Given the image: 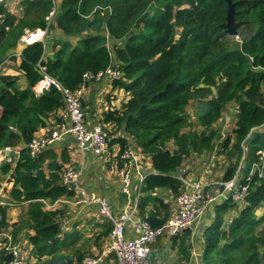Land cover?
Segmentation results:
<instances>
[{
  "label": "trees",
  "instance_id": "16d2710c",
  "mask_svg": "<svg viewBox=\"0 0 264 264\" xmlns=\"http://www.w3.org/2000/svg\"><path fill=\"white\" fill-rule=\"evenodd\" d=\"M232 1L237 3L236 21L243 22L237 43L230 42L222 28L228 9L224 0H22L21 17L3 6L0 57L17 49L26 29L45 31L56 26L65 39L53 43L55 53L47 60L44 43L32 41L24 48L20 70L27 87L21 88L16 77H1L0 150L19 143L26 146L50 115L63 107V95L54 86L39 96L34 93L45 75L75 91L85 73L114 64L123 78L113 86L131 98L122 111L105 113L102 122L116 123L123 133L110 145L119 144L122 153L134 140L152 160L157 173L145 179L147 196L140 206L153 202L166 207L164 218L148 220L154 227L169 219V209L152 193L161 189L177 196L181 192V183L173 178L177 169L196 156L218 152L217 123L231 105L238 106L235 126L221 146L227 149L234 136L237 159L223 180L232 179L241 162L247 177L264 154V0ZM54 10L52 25L46 19ZM75 38L74 44L70 40ZM193 101L205 107L196 121L187 111ZM67 162L65 148L60 153L46 149L32 158L24 147L12 175V200L28 204L27 219L13 224V244L24 230H31L27 239L38 264H57L58 253L73 244L61 239L64 211L45 210V203L73 196L60 184ZM11 169L6 163L0 167L3 174ZM244 203L227 226L225 215L236 204L225 201L213 208L215 218L203 233L202 264H264L259 250L264 245V211L258 217L264 204V177H252ZM7 227V208L0 206V228ZM185 234L191 240L192 231ZM9 260L10 255L1 250L0 264ZM76 260L81 264L82 256Z\"/></svg>",
  "mask_w": 264,
  "mask_h": 264
},
{
  "label": "built area",
  "instance_id": "2783aa9c",
  "mask_svg": "<svg viewBox=\"0 0 264 264\" xmlns=\"http://www.w3.org/2000/svg\"><path fill=\"white\" fill-rule=\"evenodd\" d=\"M9 3V0H0V10ZM54 12V11H53ZM53 12L50 18H53ZM48 18V17H47ZM5 21L4 15L0 16V24ZM33 33L26 32L23 41L26 46L29 45V38ZM40 40V39H39ZM38 40V41H39ZM41 67V66H40ZM45 71V67H41ZM123 78V73L118 67L110 66L107 70L92 73L87 72L83 75L82 83L73 91L64 87L56 79L45 75V79L37 86L40 91L49 90L54 86L63 95V107L58 110V115L53 119V127L48 133H35L32 140L26 145L32 158H37L43 151L53 147L61 140H73L76 148L81 152L91 149V152L98 158L108 161L111 155L110 140L102 123V116L95 117V122L87 119V114L83 109L82 102L85 100L86 90L90 83L101 82L108 79L114 83ZM110 108H108L109 110ZM107 110V111H108ZM111 110V109H110ZM56 113V112H55ZM90 143L87 147L86 144ZM135 144L129 142L123 152L119 151V157L122 161V167L119 170V176L122 183V193L132 196V168L136 164ZM119 150L120 147H119ZM21 158V150H15L14 147H5L0 150V167L6 163L12 165L6 180L1 188L7 189L8 185H14L12 177L14 168ZM207 170V169H206ZM243 167L239 166L235 176L223 181L220 187L213 192L207 191L210 185L205 178L195 179L190 167L183 165L173 174V178L181 183V192L175 197L176 209L170 219L158 227H154L148 220H138L136 215L139 211L137 201H131L124 208L119 217H114L110 205L106 199L100 198L95 192L88 191L81 184L82 170L75 168H66L60 175V184L68 193L82 196L79 203L100 205L99 215L114 222V228L109 235L108 243L104 248V253H114L117 264H143L151 254L152 246L161 238H174L179 236L184 230L192 228L200 221H203L209 210L218 203L231 201L236 205L245 202L249 185L252 177L258 175L264 177V154L259 157L252 165L249 175L246 177L241 171ZM140 174V171H136ZM144 178H140L142 184ZM140 193H138V197ZM61 199L56 200L58 203ZM66 227L62 225V230ZM131 227V228H129ZM127 229L134 236L127 237ZM6 241L1 243V250H5L10 255V260L6 264H27V257L20 244H13L10 235L5 236ZM101 259L87 257L83 264H99Z\"/></svg>",
  "mask_w": 264,
  "mask_h": 264
},
{
  "label": "crops",
  "instance_id": "0c3cea01",
  "mask_svg": "<svg viewBox=\"0 0 264 264\" xmlns=\"http://www.w3.org/2000/svg\"><path fill=\"white\" fill-rule=\"evenodd\" d=\"M60 1V0H59ZM16 9V12L14 10ZM18 9H21L18 6H12L9 8V11L15 15H18ZM36 34H32V37L28 40L29 44L36 39ZM53 44V43H52ZM53 46V45H52ZM21 45H18L17 49L14 51L16 58V63H13L12 66L21 64V55L24 48ZM21 49V50H20ZM47 52V50H46ZM49 56L45 53V58L52 57L54 54V49L51 47L49 51ZM9 63V62H8ZM11 64V63H10ZM0 66V78L9 76L5 71L6 69ZM16 67L17 71H21ZM9 71H14L9 67ZM16 72V71H14ZM16 72L14 75H19L22 81L24 75ZM22 75V76H21ZM11 76V75H10ZM16 76V77H17ZM21 83V82H20ZM25 83L23 86H25ZM88 93L86 92L85 100L83 106L87 114V119L90 122H95V117L99 114L104 117L105 113L110 111H122L123 107L130 99V93L125 91L122 88H116L113 86V83L109 84L107 81L101 82H92L87 88ZM108 108H110L108 110ZM108 110V111H107ZM2 114V108L0 107V116ZM58 111L52 115L47 121V124L44 128H41L38 131V134L48 133L49 130L53 127V119L57 117ZM105 126V131L110 134L111 140L119 138L123 135L121 129L116 123H103ZM71 141L65 145L54 147L58 153L62 149H66L69 157V162L64 165L66 168H75L77 170H82L81 175V184L90 192H95L96 194L105 197L109 200L111 204L112 211L114 214L119 215L122 210L126 207L128 199L122 193V183L119 176V170L122 167V161L119 155V144H112L111 147V157L108 161L102 160L96 157L91 149H88L85 152L78 150L71 139L65 141ZM110 140V139H109ZM132 142V141H130ZM111 144V143H110ZM132 144H134L132 142ZM136 153V164L132 168V198L131 203L134 202V199L137 201L138 213L136 215L138 220H149L150 218L162 219L166 216V207L161 206L158 203L149 202L140 206V200L144 199L147 194L143 191V185L145 179L151 175L156 174V170L152 164V160L145 156L140 149L135 148ZM199 159L198 156L194 159L189 160L188 162H194ZM187 164L195 179H200L205 173V169L200 172L199 168H193L191 164ZM137 170L140 171V174H137ZM1 172V171H0ZM0 173V206L7 208L8 222L9 227L0 230V251H1V242L5 236L12 234L14 229L13 224L25 221L27 219V203H15L11 196L10 191L13 186L7 189L1 188L6 179L5 176H1ZM206 181L210 182L212 180V171L207 169V174L204 175ZM143 177L144 181L141 184L140 178ZM138 193L140 196L138 197ZM152 195L159 197L163 200L165 205L169 209V219L175 212L176 205L175 200L171 191L158 189ZM68 197V196H67ZM63 197L59 202L56 209L60 208L64 211V216L61 218V223L64 222L66 227L62 231V240H67V242H72L73 244L69 249H63L58 253L57 264H69V260L73 264H77L76 257L80 254L84 260L87 257L101 259L99 264H116L115 256L112 253H104V248L109 240L110 235V222L106 218L99 215V209L97 206H79L76 204L78 199L71 197ZM176 197V196H175ZM55 209V210H56ZM45 210H52L45 206ZM209 213V212H208ZM207 213V215H208ZM24 214V216H23ZM207 215L203 219L206 223L208 221ZM25 218V220L21 219ZM201 225H204L205 223ZM199 225L195 230L191 240L189 234L177 237V239H160L153 246L151 254L148 259L143 264H202V244H203V226ZM207 227V225H206ZM206 227L204 229H206ZM131 228V227H129ZM33 234L31 230H24L18 237V242L23 247V250L27 257V262L32 264H38L37 260L32 254V246L27 239V234ZM66 235V236H64ZM130 235L134 236L132 230H130ZM62 256L65 257L62 258ZM32 259V262L30 261ZM45 258H43L44 261ZM49 259V258H48ZM83 260L81 264H83Z\"/></svg>",
  "mask_w": 264,
  "mask_h": 264
},
{
  "label": "rangeland",
  "instance_id": "374dc122",
  "mask_svg": "<svg viewBox=\"0 0 264 264\" xmlns=\"http://www.w3.org/2000/svg\"><path fill=\"white\" fill-rule=\"evenodd\" d=\"M21 1L22 0H9V3L6 5V7L9 9L10 7L12 6H18L20 7L21 9H18V15H16L17 17H21L22 14H23V7L21 5ZM57 3H59V0H56ZM20 3V4H19ZM14 12H16V9L14 10ZM11 13V12H10ZM54 13H55V10L53 12V17H54ZM13 14V13H12ZM16 14V13H15ZM50 16L46 19L47 22H50V23H53L52 25H54V21L53 19H49ZM56 27V26H55ZM55 27H51V28H47L45 31L41 30V29H36V30H29V29H26L25 30V33H24V36L26 35V32H30V33H34L35 31H42L43 33L40 34V35H37V36H41L40 40L39 41H36V42H42L44 43V46L47 50L46 52V57L47 55L49 56V51L51 50V47H53L52 43H54L55 41H59L60 39H65V37L63 36L62 32L60 30H58L57 28ZM241 29V27H240ZM240 29L238 31V35H235V36H229L227 35V39L231 42V41H234V42H241V35H240ZM178 32H181V29H178ZM247 34H250L249 32H246ZM23 38H21V40L19 41V45H21V47H26V43H24L23 41ZM71 42H73L74 44L77 42V38L75 39H71L70 40ZM35 43V42H34ZM32 44V43H31ZM22 48V49H23ZM16 50V49H15ZM21 50V49H20ZM110 50H112V46H110ZM55 53V51H54ZM14 51L13 52H10L8 55H7V59L6 61L2 64L4 65L3 67L6 69L5 71L8 73V75L10 77H16L17 75H14L16 72H19L17 71L16 67L18 68V64H15L14 66H12L13 63H16V60L18 58L15 57L14 55ZM20 55L22 53H19ZM54 55V54H53ZM47 60V58H45ZM9 62V63H8ZM11 63V64H10ZM11 69H14V71H9L10 68ZM19 70H20V66H19ZM20 74H23L22 71L19 72ZM24 75V74H23ZM22 76V75H21ZM16 78H18L17 82L20 84L21 88H25L27 87L25 81H22L21 80V77L18 75ZM2 78H0L1 80ZM25 79V78H24ZM45 79V78H44ZM101 81H107L109 84L111 83L112 84V81H109L108 79H104V80H101ZM25 83V86H23V84L21 83ZM62 84V83H61ZM50 90V89H49ZM34 93L39 96L41 94H43L44 92H46V90H43V92L40 91V88H37L36 87L33 89ZM48 91V90H47ZM86 92L88 93V91L86 90ZM130 98H131V95H130ZM205 107L202 103L198 102V101H193L191 102V104L189 105V107L187 108V111L189 114H191V118L192 120L196 121V118L198 120V113L204 111ZM238 112V106L237 105H231L229 108H228V111L227 112H224L222 118L220 119V121L217 123L220 127V131H221V137L219 139V145H218V152L217 150H215L211 156H202V157H199V159L201 160H196L194 162H185L184 165H187L188 163L191 164V166L193 168H196L201 171H203V169H205V173L204 175L207 174V170L206 169H211L212 171V180H210V185L207 187V191L209 192H213V191H216L219 187H220V184L224 181L223 180V177H224V174L226 172V170L231 166V164L235 163L236 162V159H237V153L232 149V145L234 144V136H231L232 138V143L231 145H229V147L227 149H224L221 145H222V142L226 140V137L232 135V132H233V126H235V121H236V114ZM108 134V133H107ZM223 134V135H222ZM220 136V135H219ZM108 138L110 139V141L112 142L113 140H111L110 138V134L108 135ZM132 142L135 144L134 140H132ZM136 148V144L134 145ZM24 147H26L25 145H23V143H19L17 145H15V150H22ZM245 150V148H243ZM192 161V160H191ZM188 166V165H187ZM241 167H243L242 165V162L240 163ZM189 167V166H188ZM244 168V167H243ZM178 170V169H177ZM243 174H244V170L241 171ZM2 175L1 176H5V178H7L8 174H3L2 172H0ZM202 176V178L204 177H207V176ZM6 180V179H5ZM12 187V185H10ZM9 187V185H8ZM173 199H174V196H173ZM221 203H218V204H215L211 210H209V213L207 215V218H208V221L204 224V225H201L203 226L204 228L206 227V225L208 224H211L212 221L214 220L215 218V209H213L216 205H219ZM245 208V203H242L241 205H236L233 209H231L226 215H225V221H226V226L228 224H230V222L232 221V219L236 218L239 214H240V211H242L243 209ZM263 211H264V204L261 206L259 212H258V217H261L262 214H263ZM213 212V213H212ZM24 216V214H23ZM23 220H25V218H21ZM204 228L203 231L205 230ZM4 228H0V230H3ZM259 232L257 231V234ZM166 238V237H164ZM171 239H177V238H171ZM18 244H20L18 242ZM21 245V244H20ZM260 250V256L262 258H264V245H261V247L259 248ZM30 261L32 262V259H30ZM27 264H32V263H28Z\"/></svg>",
  "mask_w": 264,
  "mask_h": 264
},
{
  "label": "water",
  "instance_id": "95a60500",
  "mask_svg": "<svg viewBox=\"0 0 264 264\" xmlns=\"http://www.w3.org/2000/svg\"><path fill=\"white\" fill-rule=\"evenodd\" d=\"M228 5L227 9V21L222 25V28L225 30L226 34L229 36L238 35V31L240 27L243 25V22H237L235 18L236 6L237 3H234L232 0H224ZM7 55L0 57V66L6 61ZM70 143L71 141H60L55 143L54 147H59L65 145L66 143ZM90 143H87L86 146L88 147Z\"/></svg>",
  "mask_w": 264,
  "mask_h": 264
},
{
  "label": "bare ground",
  "instance_id": "6f19581e",
  "mask_svg": "<svg viewBox=\"0 0 264 264\" xmlns=\"http://www.w3.org/2000/svg\"><path fill=\"white\" fill-rule=\"evenodd\" d=\"M41 38V36H37V38L36 39H34L33 41H38L39 39ZM124 194V193H123ZM125 195V197L128 199V203L131 201V198H132V196H128V195H126V194H124ZM77 198L78 199V201L76 202V204L77 205H79V206H93V207H95V206H97V208L100 210V205L99 204H96V203H92V204H87V203H79L81 200H82V196H80V195H73L71 198ZM99 197L100 198H104V199H106L105 197H102V196H100L99 195ZM107 200V202L109 203V205H110V209H111V211H112V208H111V204H110V202H109V200L108 199H106ZM127 203V204H128ZM45 205L48 207V208H50V209H52V210H55L56 208H57V206H58V203H53V204H51V203H45ZM123 211L124 210H122V212L119 214V215H116V214H114V212H113V216L114 217H119L122 213H123ZM107 221H109V222H111L112 223V230H113V228H114V222L112 221V220H109V219H107ZM204 221H200L197 225H195L194 227H192V228H188V229H186V230H184L179 236H183V234L184 233H186L187 231H192V235H193V233L195 232V231H197V230H195L199 225H201L202 223H203ZM111 230V231H112ZM111 233V232H110ZM129 236H131L130 235V233H129V231H128V229H127V237H129ZM179 236H177V237H179ZM177 237H174V238H177ZM161 239H164V238H161ZM168 239H171V238H168ZM160 240V239H159ZM112 254H114V253H112ZM114 256H115V261H116V264H117V260H116V255L114 254Z\"/></svg>",
  "mask_w": 264,
  "mask_h": 264
},
{
  "label": "clouds",
  "instance_id": "9594fccd",
  "mask_svg": "<svg viewBox=\"0 0 264 264\" xmlns=\"http://www.w3.org/2000/svg\"><path fill=\"white\" fill-rule=\"evenodd\" d=\"M7 8V7H6ZM36 42V41H35ZM52 115V114H51ZM104 119V117L102 118V120ZM103 123V122H102ZM39 131V130H38ZM65 140V139H64ZM64 140H61V141H64ZM67 140V139H66ZM111 142V141H110ZM111 146V145H110ZM50 148H52V147H50ZM50 148H48V149H50ZM64 170V168L62 169V171ZM62 173V172H61ZM61 175V174H60ZM14 186V185H13ZM171 194H172V192H171ZM62 199V198H61ZM59 200V199H58ZM61 221V220H60ZM63 224H65L64 222H62L61 223V229H62V225ZM11 238H12V234H11ZM3 241H6L5 239H3ZM3 241L1 242V243H3ZM12 242H13V240H12ZM17 244V243H16ZM3 250V249H2Z\"/></svg>",
  "mask_w": 264,
  "mask_h": 264
}]
</instances>
